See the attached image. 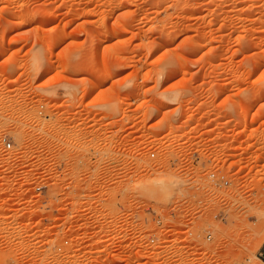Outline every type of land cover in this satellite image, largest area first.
<instances>
[{
    "label": "rangeland",
    "instance_id": "1",
    "mask_svg": "<svg viewBox=\"0 0 264 264\" xmlns=\"http://www.w3.org/2000/svg\"><path fill=\"white\" fill-rule=\"evenodd\" d=\"M3 133L0 264H264V0H0Z\"/></svg>",
    "mask_w": 264,
    "mask_h": 264
},
{
    "label": "built area",
    "instance_id": "2",
    "mask_svg": "<svg viewBox=\"0 0 264 264\" xmlns=\"http://www.w3.org/2000/svg\"><path fill=\"white\" fill-rule=\"evenodd\" d=\"M0 143L2 144L4 150L8 151V150H11L13 148V141L8 134L3 133L0 135ZM152 155H154V154H152ZM209 179H210V182L216 187H221L225 184H228V182H229L226 175L219 173V172H211L209 174ZM207 239L208 240L211 239L210 234L207 235ZM65 242L67 243L68 241H65Z\"/></svg>",
    "mask_w": 264,
    "mask_h": 264
},
{
    "label": "bare ground",
    "instance_id": "3",
    "mask_svg": "<svg viewBox=\"0 0 264 264\" xmlns=\"http://www.w3.org/2000/svg\"><path fill=\"white\" fill-rule=\"evenodd\" d=\"M28 25H29V24H28ZM155 182H157V183H162L163 181H162V179H159V178H158L157 180H155ZM152 183L154 184V182H152ZM155 184H156V183H155ZM143 185H144V188H145V186H146L147 184H146V185L143 184ZM149 187H150V186H149ZM142 188H143V187H142ZM147 189H148V187H147ZM106 240H107V239L103 237V238L99 239L98 241L101 242V243H103V242L106 241Z\"/></svg>",
    "mask_w": 264,
    "mask_h": 264
}]
</instances>
